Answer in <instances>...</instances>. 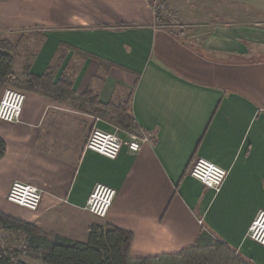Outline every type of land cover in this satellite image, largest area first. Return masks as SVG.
Wrapping results in <instances>:
<instances>
[{
  "label": "crops",
  "instance_id": "1",
  "mask_svg": "<svg viewBox=\"0 0 264 264\" xmlns=\"http://www.w3.org/2000/svg\"><path fill=\"white\" fill-rule=\"evenodd\" d=\"M44 3L29 13L44 25L29 73L40 76L51 68L56 79L72 82L76 94L91 89L101 104L131 93L132 115L150 139L130 152L121 131L124 144L115 159L84 149L95 124L112 127L102 118L96 123L91 110L98 105L82 109L71 100L26 91L20 120L0 119L6 145L0 211L33 224L51 240L84 242L92 225L129 231L131 258L178 253L203 231L251 264H264V245L246 237L264 210V54L239 56L247 51L230 42L216 46V56L198 52L156 24L148 0ZM5 27L0 21V30ZM74 48L130 72L104 70ZM198 157L228 170L217 194L189 174ZM13 181L43 190L36 210L7 200ZM96 184L116 191L103 218L85 209ZM29 259L22 261L44 264Z\"/></svg>",
  "mask_w": 264,
  "mask_h": 264
},
{
  "label": "trees",
  "instance_id": "2",
  "mask_svg": "<svg viewBox=\"0 0 264 264\" xmlns=\"http://www.w3.org/2000/svg\"><path fill=\"white\" fill-rule=\"evenodd\" d=\"M148 1L153 4L152 0ZM155 19L158 25H163L164 22L156 11ZM169 31L175 38L186 43L177 32ZM191 47L198 51L193 46ZM74 51L77 55L96 59L104 70L115 67L129 71L95 54L76 48ZM15 64L14 45L7 39H0V96L6 86H15L27 91L40 92L58 102L71 100L75 104H80L79 107L82 109L88 104H96L104 111L102 119L119 127L122 131L133 132L140 129L130 110L131 93L125 101L101 104L91 89L82 94H76L72 82L64 76L56 79L51 68L40 76L29 73L27 74L28 78L20 82L14 78ZM26 68L29 69L28 66ZM5 149V142L0 137V157L4 154ZM0 226L24 237L21 250L10 248L5 252L0 250V264H25L16 257L18 252L31 258L40 259L44 264H251L236 254L228 243L213 240L203 231L194 245L184 248L178 253L131 258L129 256L132 241L131 232L114 226L92 225L88 238L84 242L58 237L51 240L49 234L33 224L20 221L1 211Z\"/></svg>",
  "mask_w": 264,
  "mask_h": 264
},
{
  "label": "rangeland",
  "instance_id": "3",
  "mask_svg": "<svg viewBox=\"0 0 264 264\" xmlns=\"http://www.w3.org/2000/svg\"><path fill=\"white\" fill-rule=\"evenodd\" d=\"M46 2V0H44ZM43 0L21 3L19 0H0V21L6 24L0 30V39L14 45V78L23 82L28 77L30 61L40 43L39 31L44 27L29 13L34 5L43 8ZM152 10L158 12L166 29L177 32L183 40L198 51L211 56L218 53L216 46L230 42L247 52L239 56L256 57L264 54V0H152ZM34 13V12H33ZM157 24V21H156ZM228 59H238V53H222ZM230 54V55H229ZM219 55V54H218ZM25 93L27 90L6 86ZM129 93L120 101L127 100ZM1 97V96H0ZM74 103V102H73ZM92 114L104 118L98 105ZM24 237L0 226V250H21ZM234 251V250H233ZM19 260H30L21 252ZM29 257V258H28ZM36 259V258H31ZM31 262V261H30Z\"/></svg>",
  "mask_w": 264,
  "mask_h": 264
},
{
  "label": "built area",
  "instance_id": "4",
  "mask_svg": "<svg viewBox=\"0 0 264 264\" xmlns=\"http://www.w3.org/2000/svg\"><path fill=\"white\" fill-rule=\"evenodd\" d=\"M24 101L25 93L5 87L0 97V119L7 122L19 121ZM95 121L99 123L102 120L96 117ZM121 131L115 125H112L110 130H106L95 124L85 142L84 149L115 159L124 144L120 135ZM126 133L128 137L126 145L130 152H137L142 144L150 139L147 132L143 130ZM227 173L228 170L203 157L196 158L189 169V174L211 189L214 194L221 190ZM115 194V189L104 184H96L86 200L85 209L103 218L108 213ZM42 195L43 190L34 184L13 181L7 193V200L34 211L38 208ZM246 237L257 244L264 245V210H260L252 220L247 228Z\"/></svg>",
  "mask_w": 264,
  "mask_h": 264
}]
</instances>
